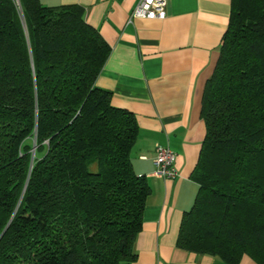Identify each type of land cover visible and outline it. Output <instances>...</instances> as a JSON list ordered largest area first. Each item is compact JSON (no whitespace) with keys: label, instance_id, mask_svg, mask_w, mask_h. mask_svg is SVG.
Here are the masks:
<instances>
[{"label":"trees","instance_id":"1","mask_svg":"<svg viewBox=\"0 0 264 264\" xmlns=\"http://www.w3.org/2000/svg\"><path fill=\"white\" fill-rule=\"evenodd\" d=\"M111 47L78 4L0 0V264H133L150 186L135 115L96 86ZM177 245L264 264V0H230Z\"/></svg>","mask_w":264,"mask_h":264},{"label":"crops","instance_id":"2","mask_svg":"<svg viewBox=\"0 0 264 264\" xmlns=\"http://www.w3.org/2000/svg\"><path fill=\"white\" fill-rule=\"evenodd\" d=\"M39 1L81 5L85 21L111 47L95 84L111 92L113 106L135 115L138 136L131 163L150 186L133 264H226L178 247L177 238L198 192L191 174L205 136L201 99L228 26L230 0H167L165 18L131 21L138 0ZM157 145L175 153L176 176L154 174ZM238 264L257 263L244 255Z\"/></svg>","mask_w":264,"mask_h":264},{"label":"built area","instance_id":"3","mask_svg":"<svg viewBox=\"0 0 264 264\" xmlns=\"http://www.w3.org/2000/svg\"><path fill=\"white\" fill-rule=\"evenodd\" d=\"M167 0H138L130 14V21L136 17L163 19L166 16ZM153 160L154 174L159 177H174L177 170L173 166L175 153L168 147L157 145Z\"/></svg>","mask_w":264,"mask_h":264}]
</instances>
